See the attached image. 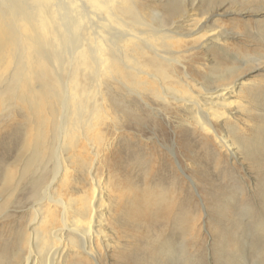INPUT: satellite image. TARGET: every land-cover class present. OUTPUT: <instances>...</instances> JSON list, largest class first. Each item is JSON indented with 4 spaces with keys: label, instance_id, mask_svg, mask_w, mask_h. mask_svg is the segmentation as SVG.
Listing matches in <instances>:
<instances>
[{
    "label": "bare ground",
    "instance_id": "obj_1",
    "mask_svg": "<svg viewBox=\"0 0 264 264\" xmlns=\"http://www.w3.org/2000/svg\"><path fill=\"white\" fill-rule=\"evenodd\" d=\"M163 6L157 10L145 0H0V214L6 212L0 217L7 220L0 222V264H104L120 243L118 230L122 242L138 236L141 200L124 196L115 205L132 207L128 214L137 220L131 218L132 229L124 234L130 220L112 216L98 171L107 167L118 137L125 146L119 155L126 152L139 163L141 152L126 149L136 140L126 128L160 127L161 114L172 108L180 114L177 126L213 135L220 148L262 174L256 192L264 207V79L260 85L242 76L254 59L224 58L229 53L221 48L223 35L206 24L209 12L198 19L184 4ZM257 29L264 44V23ZM216 48L221 55L199 84L201 91L177 90V80L189 87L184 79L193 73L195 51ZM158 145L172 155L170 147ZM149 161L143 163L145 174L171 165L166 159L155 168ZM155 189L148 183L144 194L156 200L170 191L165 187L154 195ZM10 212L18 221L12 222ZM169 215L184 219L180 209ZM261 217L254 223L255 264H264ZM189 223L196 234L195 222ZM145 236L143 247L153 249L158 236ZM139 239L127 241L136 244V255ZM161 242L159 252L179 262L175 246ZM231 255L235 264H247L242 251ZM113 257L128 263L125 255ZM136 260L154 264L144 256Z\"/></svg>",
    "mask_w": 264,
    "mask_h": 264
},
{
    "label": "rangeland",
    "instance_id": "obj_2",
    "mask_svg": "<svg viewBox=\"0 0 264 264\" xmlns=\"http://www.w3.org/2000/svg\"><path fill=\"white\" fill-rule=\"evenodd\" d=\"M145 1L151 7L161 11L165 9L163 6L165 3L184 4L195 11L198 19L206 17L204 14L209 12V17L212 18L206 24L210 29L216 28V31L223 35L221 48L229 53L224 58L228 60L235 56L243 62L254 59L247 71L246 67L242 68L246 71L242 75L243 80L263 84L261 82L264 79V57H262L264 44L260 42L259 36L262 34L257 29V25L264 23V8L259 7L261 2L264 4V0H255L243 5H240L239 0L237 3H232L230 0ZM213 51L208 53L195 51L192 56L194 61L190 63V70L193 73L188 74L189 77L184 79L189 87L177 80L174 83L177 90L186 95H189L192 89L201 91L198 88L199 84L203 83V78L207 76L206 72L211 70V66L219 60L218 56L221 55V50L216 48V51L214 49ZM259 61H262L261 64ZM190 70L188 67L189 73ZM140 104H138L139 107L147 111ZM178 115L180 114L173 108L161 114L159 126L164 129L147 124L140 129L131 126L126 128L125 133L134 135L136 139L134 145L126 149L131 148L141 152L143 157L139 163L130 159L126 152L119 155L120 151L125 149L119 137L110 145L107 167H101L103 172L98 171V176H104L102 178L108 194L107 202L110 199L114 206L113 217L128 216L130 221L122 230L124 234H126V227L131 231L132 220L135 223L136 219H139L141 232L138 236L135 232V235L127 239V241L135 242L133 240L136 237L140 238L138 241L140 248L136 255V244L131 245L126 240L122 242L123 237L118 230L117 236L120 243L115 244L117 247L108 252L109 255L104 264H117V258L113 257V254L125 255L128 263L123 264H137L136 256H144L146 260H152L154 264H224L226 261L235 264L238 259L231 254L236 249L244 253L245 263L255 264L253 246L257 240V230L254 223L259 222L257 220L264 216V207L256 192V184L262 174L253 169L247 161L236 160L224 150L225 148H220L213 135H205L198 130H193L190 126H177ZM214 125L221 134L223 128L219 127V122H214ZM159 143L170 147L172 155L161 148ZM149 153L152 155L149 156ZM166 159L171 165L165 167L162 172L156 175L144 173V160H150L152 166L161 168ZM108 171H110L109 174ZM148 183L156 188L154 195L161 193L160 189L165 187L169 188V193L175 192V195L169 196L168 193V196L152 200V195L144 194L145 185ZM135 194L141 200L139 203L141 212L136 219L135 216L128 214V210L131 212L132 207L125 209L124 203L122 207L115 206L124 196L131 200ZM146 200L149 201L148 206L143 205L146 204ZM246 208L248 212L241 214V211ZM179 209L184 212V219L171 218L170 212L173 215ZM3 213L6 212L1 214ZM11 214L12 212L8 215L11 216ZM240 214L243 216L241 222L237 223L235 219H238ZM12 217V222H16V219L18 221L13 214ZM190 221L195 222L196 234L195 229L192 230L190 226L191 223L188 224ZM0 222H7V220L5 217H0ZM151 232L158 237L155 242L153 241L154 248L148 250L144 248L148 239L145 235L151 236ZM162 239L167 241L164 243L175 246L176 258L179 262H174L172 256L166 251L159 252ZM152 251H158L155 258L150 256Z\"/></svg>",
    "mask_w": 264,
    "mask_h": 264
}]
</instances>
